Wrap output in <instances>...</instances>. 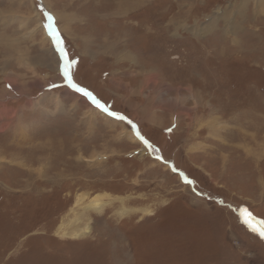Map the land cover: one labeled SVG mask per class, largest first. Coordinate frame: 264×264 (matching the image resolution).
Wrapping results in <instances>:
<instances>
[{"label":"rangeland","instance_id":"374dc122","mask_svg":"<svg viewBox=\"0 0 264 264\" xmlns=\"http://www.w3.org/2000/svg\"><path fill=\"white\" fill-rule=\"evenodd\" d=\"M0 264H264V0H0Z\"/></svg>","mask_w":264,"mask_h":264},{"label":"snow or ice","instance_id":"6c2138e0","mask_svg":"<svg viewBox=\"0 0 264 264\" xmlns=\"http://www.w3.org/2000/svg\"><path fill=\"white\" fill-rule=\"evenodd\" d=\"M44 15L47 17V20L49 21V23H47V24L45 25L46 29H47L49 32H57V37H56V38H57V42H58V44H59V34H58V30H56V29L54 28V17H53L51 14L47 13V12H45ZM60 51H61V54L64 55V49H63V48H60ZM70 67H71V64H70V63H69V64H66V65L64 66V69H63V74H64L65 78L68 79V82L71 84V83H72V79H71L70 72H69ZM73 87H76V85L73 84ZM77 91L83 93L85 96H87V97H89L90 99H92V102L96 105V107L101 108V109H103L104 111H108V109L105 108V106H104L103 104H101L100 101L97 100V99L92 95L91 92H88V91H86L85 89H83V88H78V87H77ZM108 114H109L110 116H115V117H117V119H120V120H123V119H124L123 116H118L117 113H115V112H108ZM129 123H131V122H129ZM133 128H135V125H133ZM145 143H146V141H145Z\"/></svg>","mask_w":264,"mask_h":264},{"label":"bare ground","instance_id":"6f19581e","mask_svg":"<svg viewBox=\"0 0 264 264\" xmlns=\"http://www.w3.org/2000/svg\"><path fill=\"white\" fill-rule=\"evenodd\" d=\"M223 14H222V16H223ZM223 18H224V16H223ZM105 205H106V203L103 202V200L100 197H96V198L94 197L93 199H91L90 201H88L87 204L85 203V207H83V209L84 210L85 209L86 210H90V211L92 210L94 212H101L103 210V208H104ZM87 234H89V229L86 228V227H83L81 230H78L75 233L73 232L72 237L73 238H75V237H78L79 238L80 236H84V235H87Z\"/></svg>","mask_w":264,"mask_h":264},{"label":"crops","instance_id":"0c3cea01","mask_svg":"<svg viewBox=\"0 0 264 264\" xmlns=\"http://www.w3.org/2000/svg\"><path fill=\"white\" fill-rule=\"evenodd\" d=\"M234 11H235V10H234ZM230 15H231V11H230V14H229V16H230ZM254 15H256V16H260V15L258 14V12H255V14H254ZM228 19H229V18H228ZM226 26H227V25H226ZM244 150H245V149H244ZM244 150H243V152H244L245 154H247V153H246L247 151L245 150V151H246V152H245ZM252 155H254V154H252Z\"/></svg>","mask_w":264,"mask_h":264}]
</instances>
